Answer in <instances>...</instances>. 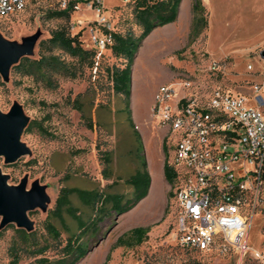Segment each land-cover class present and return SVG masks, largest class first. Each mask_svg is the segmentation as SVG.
Instances as JSON below:
<instances>
[{"label": "rangeland", "instance_id": "obj_1", "mask_svg": "<svg viewBox=\"0 0 264 264\" xmlns=\"http://www.w3.org/2000/svg\"><path fill=\"white\" fill-rule=\"evenodd\" d=\"M128 1L102 0L104 14L114 30L131 29L139 34ZM191 1H183L173 23L151 31L134 60L130 109L141 146L122 110L123 95L113 90L107 74L112 66L122 67L124 61L108 50L92 68L83 67L76 78L58 77L56 88L12 74V64L5 77L0 73V112L6 114L13 105H19L32 125L30 132L18 135L28 152L10 163L0 154V173L7 176L8 187L19 185L25 178V191L37 184L46 196L45 208L26 211L32 222L30 230L35 232L38 245H46L45 251L34 255L22 248L14 232L16 223H7L0 227V264H8L15 244L17 264H37L40 255L50 259L60 256L66 237L77 233V226L66 214L61 222L47 218L59 189H96L129 198L132 187L125 179L143 158L153 178L151 196L137 203L130 213L117 216L108 207L96 230L85 238L90 251L77 264H264V189L249 219L246 252H200L183 248L172 238L176 226L174 194L160 172L161 153L167 162L171 149L164 129L154 127L150 116L155 89L182 78L200 90L220 87L253 96L252 86L263 79L264 0H202L207 23L197 35L190 33ZM55 7L57 0H30L20 13L0 17V35L21 47L33 40L27 56L37 57L38 41L65 23L46 17ZM94 19V11L79 3L66 23L72 34L81 31L85 48L93 47L89 30ZM63 57L75 61L68 55ZM248 101L254 104L252 97ZM88 120L92 128L87 127ZM104 154L110 162L103 171ZM69 198L84 219L94 214L75 194ZM49 220L59 231L58 239L47 234L45 224ZM136 228L140 229L137 233L133 232Z\"/></svg>", "mask_w": 264, "mask_h": 264}, {"label": "built area", "instance_id": "obj_2", "mask_svg": "<svg viewBox=\"0 0 264 264\" xmlns=\"http://www.w3.org/2000/svg\"><path fill=\"white\" fill-rule=\"evenodd\" d=\"M29 1L0 0V17L20 13ZM69 1L57 0L58 7ZM79 3L95 13L89 34L99 58L112 43V27L102 0L76 2L73 11ZM261 74L253 96L220 87L200 90L182 78L154 91L150 116L154 127L164 129L174 172L168 184L176 207L172 238L183 248L222 254L249 248V219L264 189L263 58Z\"/></svg>", "mask_w": 264, "mask_h": 264}, {"label": "trees", "instance_id": "obj_3", "mask_svg": "<svg viewBox=\"0 0 264 264\" xmlns=\"http://www.w3.org/2000/svg\"><path fill=\"white\" fill-rule=\"evenodd\" d=\"M183 1L129 0L128 2L132 5V19L140 28L139 34H135L131 29L120 32L112 28L110 31L112 43L106 47V50L114 57L122 59L124 63L122 67L112 66L108 69L107 74L112 82L113 90L123 95L124 107L122 110L126 113L127 123L140 146L142 145L141 136L135 127L130 109L131 74L134 60L142 41L152 30L177 19ZM76 2H82V0L69 1L64 8L55 7L47 12V18H60L65 23L52 29L48 37L38 41L37 57L22 56L16 63L12 64L10 67L12 74L31 77L46 88H56L58 77L76 78L82 72L83 67L92 68L97 63L96 49L83 47L80 40L81 31L72 34L66 24ZM191 15L190 33L197 35L207 23L202 0L191 1ZM63 55H68L75 61H66ZM76 108L81 110L78 105ZM86 124L88 128H92L90 120ZM31 130L32 125L27 122L23 131L30 132ZM102 157L105 164L104 171L109 165L110 158L106 154ZM163 174L167 183L171 184L174 172L166 161L163 164ZM150 181L147 162L143 158L138 161L134 171L125 179V182L132 187V194L129 198L125 199L122 194L114 192L102 193L96 189L61 187L47 218H54L61 222L64 214L70 216L76 222L77 233H70L66 237L60 248L62 252L60 256L50 259L40 255L36 257L37 264H77L90 251L85 238L96 230V225L106 209L110 207L117 216L129 211L146 196ZM72 194H75L94 214L86 219L81 217L77 213V209L70 204L69 197ZM9 226L11 227V225ZM45 227L47 234L52 239L59 238V231L50 220L46 222ZM139 231L138 228L133 230L135 233ZM14 232L19 238L22 248L27 249L29 253L35 255L45 251L46 245H38L33 230L15 227ZM17 248L16 244L12 246L14 254L8 264H17L19 259V254L16 252Z\"/></svg>", "mask_w": 264, "mask_h": 264}, {"label": "water", "instance_id": "obj_4", "mask_svg": "<svg viewBox=\"0 0 264 264\" xmlns=\"http://www.w3.org/2000/svg\"><path fill=\"white\" fill-rule=\"evenodd\" d=\"M34 41L23 47L9 43L0 35V73L6 76L9 65L16 63L22 56H27ZM264 59V50L261 53ZM28 118L23 116L19 105H13L6 114L0 112V154L5 156V162H13L19 155L27 153L28 149L19 142L18 135L23 131ZM7 176L0 173V227L15 222L17 227L30 230L32 222L26 211L35 207L45 208L46 196L42 187L34 184L31 190L25 191L26 179L14 187L6 184Z\"/></svg>", "mask_w": 264, "mask_h": 264}, {"label": "crops", "instance_id": "obj_5", "mask_svg": "<svg viewBox=\"0 0 264 264\" xmlns=\"http://www.w3.org/2000/svg\"><path fill=\"white\" fill-rule=\"evenodd\" d=\"M173 23V22H172ZM170 24V23H169ZM161 153V152H160ZM164 160H165V157L163 156V153H161V167H160V172H161V178H162V180L164 181V183H166V185H168V183H167V181L165 180V178H164V174H163V164H164ZM147 167H148V163H147ZM148 171H149V174H150V178H151V181H150V185H149V188H148V191H147V194H146V196L143 198V199H141L139 202H141L142 200H146L148 197H149V195H150V190H151V188H152V182H153V178H152V174H151V172H150V169H149V167H148ZM138 202V203H139ZM137 206V204L134 206V207H136ZM133 207V208H134ZM132 208V209H133ZM132 209H130L129 211H132ZM129 211H127V212H129ZM127 212H125V213H127ZM130 213V212H129ZM83 259V258H82ZM81 259V260H82Z\"/></svg>", "mask_w": 264, "mask_h": 264}, {"label": "bare ground", "instance_id": "obj_6", "mask_svg": "<svg viewBox=\"0 0 264 264\" xmlns=\"http://www.w3.org/2000/svg\"><path fill=\"white\" fill-rule=\"evenodd\" d=\"M150 196H151V193H150Z\"/></svg>", "mask_w": 264, "mask_h": 264}]
</instances>
